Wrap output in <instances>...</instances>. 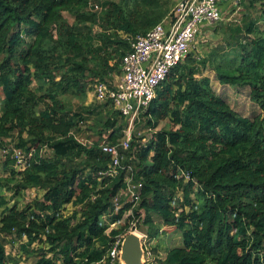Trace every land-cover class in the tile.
I'll use <instances>...</instances> for the list:
<instances>
[{"label": "trees", "instance_id": "1", "mask_svg": "<svg viewBox=\"0 0 264 264\" xmlns=\"http://www.w3.org/2000/svg\"><path fill=\"white\" fill-rule=\"evenodd\" d=\"M258 1L243 0V23L225 30L207 57L190 54L170 71L135 121L117 175L100 178L110 161L102 143L124 138L128 121L109 102L99 109L85 101L95 82L121 73L132 40L178 0H0V140L33 149L24 170L15 168L12 150L0 203L7 202L4 190L16 196L44 190L26 206L3 211L0 264H19L6 245L24 234L21 247L35 256L33 264H107L133 221L149 239L166 227L181 232L182 244L155 264H264V1L260 9ZM207 64L221 83L249 88L260 112L235 110L203 73ZM163 120L169 126L158 129ZM83 127L97 136L89 144L76 135ZM129 176L136 202L125 194ZM69 203L73 213L59 219ZM105 215L124 222L107 231Z\"/></svg>", "mask_w": 264, "mask_h": 264}, {"label": "built area", "instance_id": "2", "mask_svg": "<svg viewBox=\"0 0 264 264\" xmlns=\"http://www.w3.org/2000/svg\"><path fill=\"white\" fill-rule=\"evenodd\" d=\"M221 1L179 0L163 20L146 34L138 35L132 40L131 50L124 55L121 74L115 81H97L93 84L92 90L96 100L109 102L128 121L124 138L116 144L106 143V141L102 143V150L110 156V161L108 168L99 172L100 178L117 175L125 157L123 150L130 148L135 121L155 99L160 84L170 71L189 57L202 27L214 24L221 19ZM94 9L100 10L101 6L94 4ZM147 141L148 138L143 139L144 143ZM12 150L16 158L15 168L17 170H24L29 166V161L33 157V149L28 151L20 147H12ZM47 150L49 149L44 147L42 152H49ZM179 176L184 177V180L191 178L190 173L186 171H181ZM135 189L136 185L129 176L125 194L129 195V199L134 202L139 198ZM114 205L118 211L120 208L118 198L115 199ZM172 205H176V198L172 201ZM73 207L72 203L66 204L58 214L59 219L71 215ZM186 209L189 210L190 207ZM130 213L131 210L127 215ZM123 222L124 219L110 221L105 215L101 224H106L107 231H109L120 227ZM129 230H138L144 237L147 236L145 232L136 227L134 221ZM124 236H118L114 241L106 256L107 264H120L119 256ZM18 242L19 244L27 242V236L24 234ZM8 244L10 242L6 246ZM151 255L152 252L148 249L146 257L149 259Z\"/></svg>", "mask_w": 264, "mask_h": 264}, {"label": "rangeland", "instance_id": "3", "mask_svg": "<svg viewBox=\"0 0 264 264\" xmlns=\"http://www.w3.org/2000/svg\"><path fill=\"white\" fill-rule=\"evenodd\" d=\"M102 1L105 0H100L99 4ZM262 1L264 0H260L257 2L258 9H260ZM242 4L243 0H227V4L222 10L221 19L216 23L210 24L203 28L201 35L198 36L195 44L192 47L191 54H193V56L200 57L201 59L207 57L214 47L222 44L223 37L225 36V30L229 29L230 26L233 27L236 24L243 23V12L245 10ZM256 13L257 15H259L261 13V10ZM226 50H228V48ZM203 73L211 78V83L214 86L215 90L220 93L225 99H227L232 107L242 115L254 117L260 112L259 107L256 103L253 102L250 97L249 88L221 83L216 76V72L212 69L210 64H207L206 68L203 70ZM120 74L114 73L112 75V79H109V81H115L117 79V76H120ZM2 96L3 93L0 87V107L2 102L1 100H3ZM73 103L77 105V99H73ZM104 103L106 102H100L96 100L95 96L93 95V90L89 93V96L85 101V104L98 106L99 109H104ZM76 107L77 106H75V108ZM168 121L169 120H163L160 123L158 129L167 128L169 126ZM76 135L80 141L88 144L92 140L97 138L95 134L87 131L86 127H83L82 131L76 133ZM16 143L17 141H12V138H3L2 140H0V177L9 175L8 170L5 169V164L7 163L8 159H10V156H12V147H15ZM43 192V189L33 188L24 191L21 196H16L13 195L12 191L4 190L3 194L7 199V202L3 205L0 203V219L2 217L3 211L7 207H11L12 205L17 204L18 207L22 208L28 203H31L36 197H42ZM143 242L146 251L149 249L153 253V255H151L149 259L146 257V264H155L157 261L156 259H162L166 255V252L170 247L182 244V234L177 229L174 230L171 227H166L164 231L161 232L158 238L149 239L148 236H145ZM19 243L20 242H18V240H14L11 241L8 246H6L8 256L16 259L21 258L19 264H33L35 261V256L27 255L21 247L22 244L19 245ZM39 244L40 242L36 241L33 246L38 247ZM157 244L159 245L158 256L153 252V247ZM10 264L14 263L10 262Z\"/></svg>", "mask_w": 264, "mask_h": 264}, {"label": "water", "instance_id": "4", "mask_svg": "<svg viewBox=\"0 0 264 264\" xmlns=\"http://www.w3.org/2000/svg\"><path fill=\"white\" fill-rule=\"evenodd\" d=\"M144 235L138 230H130L123 238L119 256L120 264H146Z\"/></svg>", "mask_w": 264, "mask_h": 264}, {"label": "crops", "instance_id": "5", "mask_svg": "<svg viewBox=\"0 0 264 264\" xmlns=\"http://www.w3.org/2000/svg\"><path fill=\"white\" fill-rule=\"evenodd\" d=\"M229 1V0H228ZM227 4V0H222L221 3H220V7H221V10H223V8L225 7V5ZM206 26L202 27L201 31H200V35L203 31V28H205ZM3 98V96H2ZM44 193V192H43ZM43 195V194H42Z\"/></svg>", "mask_w": 264, "mask_h": 264}]
</instances>
